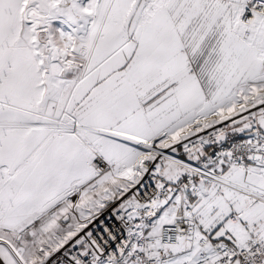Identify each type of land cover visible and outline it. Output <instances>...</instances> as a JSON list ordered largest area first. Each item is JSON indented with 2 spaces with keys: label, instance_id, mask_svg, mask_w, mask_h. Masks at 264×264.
<instances>
[{
  "label": "snow or ice",
  "instance_id": "obj_1",
  "mask_svg": "<svg viewBox=\"0 0 264 264\" xmlns=\"http://www.w3.org/2000/svg\"><path fill=\"white\" fill-rule=\"evenodd\" d=\"M0 264H264V0H0Z\"/></svg>",
  "mask_w": 264,
  "mask_h": 264
}]
</instances>
